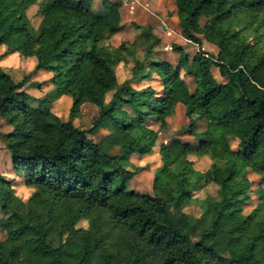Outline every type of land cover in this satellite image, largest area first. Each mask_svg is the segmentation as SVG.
Segmentation results:
<instances>
[{"label": "trees", "instance_id": "1", "mask_svg": "<svg viewBox=\"0 0 264 264\" xmlns=\"http://www.w3.org/2000/svg\"><path fill=\"white\" fill-rule=\"evenodd\" d=\"M31 3L0 0V46L36 60L19 83L0 69V119L10 128L0 140L14 172L38 190L34 203L47 198L52 212L45 223L60 227L61 242L28 249L42 237L43 224L37 216L24 223L10 214L14 190L0 175V211L10 214L0 219V227L7 241L24 242L19 263L0 242V264H264V202L243 214L253 186L247 169L264 179V51L258 52V44L250 45L244 34L257 33L264 24V0H175L181 35L198 50L189 58L173 45L176 65L153 60L154 36L147 28L149 63L136 62L122 84L115 69L125 61V44L113 53L100 46L121 30L122 0H101L99 10L93 0H42L35 31L25 13ZM199 36L217 48L215 56L201 49ZM212 68L224 83L216 81ZM38 72L51 74L52 90L33 107L22 89ZM154 74L160 91L131 87L153 81ZM183 77L192 78V91ZM63 95L71 98V118L86 103L97 108L89 129L75 128L51 112L49 105ZM177 105L185 108L186 135L213 161L205 174L223 195L221 203L198 202V218L183 210L202 183L188 158L195 150L191 142L173 138L159 145L167 175H154L152 195L128 188L135 172L125 163L133 155L153 153ZM199 121L206 127L196 134ZM101 129L107 134L99 142L89 138ZM115 148L119 152L112 154ZM83 215L90 225L81 251L72 254L63 237L75 231Z\"/></svg>", "mask_w": 264, "mask_h": 264}, {"label": "rangeland", "instance_id": "2", "mask_svg": "<svg viewBox=\"0 0 264 264\" xmlns=\"http://www.w3.org/2000/svg\"><path fill=\"white\" fill-rule=\"evenodd\" d=\"M40 1L41 0H37V4L34 7L31 6L30 8L27 7L26 9L28 22L33 31L37 29L41 20V16L38 14V5ZM129 1L130 0H122L124 4H122L120 8L122 26L121 30L109 40L100 44V46H103L111 53L114 52L120 43L125 44V51L123 53L125 61L120 63L115 69L117 84H122V82H124L127 77H130V72L135 67L136 62L149 63L148 59L152 58L153 60H161L169 62L172 65H176L179 55L172 51L171 47L173 45L181 46L189 58H191L196 53L198 50L197 45L189 43L181 35L174 0H164L163 9L153 14L149 21H146L147 19L143 17L140 12L138 13V11L136 12L133 10V8L129 7L132 6L133 3L127 4ZM100 2L101 0H93V9L99 10ZM160 5V1L157 2V6ZM146 8L154 11L159 10L156 8H149L148 6H146ZM149 10L146 11L149 12ZM204 22L205 20L201 19V26L204 24ZM147 28H150L151 33L154 36V39L151 40L153 43V49L149 58H146L145 56L147 43L143 39V35L145 34V30ZM257 30L258 32L255 33L252 29H250L245 31L244 34L246 36V41H248L250 45L258 44V52H261L264 51V24ZM199 38L201 40V49L207 54H212L215 56L217 54V48L214 45L206 42L202 36H199ZM35 64L36 62L33 57H21L17 50L8 52L6 45L0 46V69L11 77L13 83H19L25 76H28L32 72ZM211 72L218 83H224L226 81L224 78L219 76L217 68H212ZM181 74H183V71ZM50 76L51 74L49 73H36L31 75V77H29L27 80L25 86L31 85L30 87H32L31 89L33 94L39 95L37 96V99L33 100V102H38L40 99L44 98L50 90H52V87L48 85V79ZM152 78L154 80L148 82V85L146 83H139V85L133 82L131 83V87L135 90H140L149 86L157 91H160L159 78L155 74ZM183 78L192 91L194 88L192 78ZM31 81L34 82L30 83ZM36 83H41L40 88L34 87V84ZM24 93L29 99V95L26 92ZM111 94L112 93L107 94L106 101L110 99ZM71 102L72 101L69 96L63 95L58 100L49 105V108L51 112L58 116L62 121L70 122L75 128L89 129L92 126L93 119L97 116V108L94 105L88 103L84 104L81 106L80 112L71 118L68 115ZM29 104L33 107H36L35 104H32L31 99H29ZM128 112L136 115V110L128 109ZM187 123L188 121L186 117H184L183 125H181V121L178 119V117L173 116L170 119L168 129L159 133L157 146L151 155L143 158L133 155L129 158L128 162L125 163V166L128 170H134L135 172L132 180L128 184V188L130 190H134L142 194H153L152 186L154 175H167V172L163 168L159 145L162 143H167L173 138H179L182 140V135H185L187 132ZM205 127L206 123L199 121L198 127L195 129V133L203 132ZM174 128H177V130L173 131ZM101 130L98 133H100ZM9 131L10 128L5 125L2 119H0V133ZM178 132H180V134H178ZM89 138H94L92 139L93 141L98 140L94 137V135H89ZM191 143L195 145L194 154L188 157L192 162L191 169L192 171L199 173L202 183L199 189L193 193V198L186 203L183 210L186 214L194 218H198L202 212L198 202L207 200L211 204L221 203L223 200V195L221 193V188L212 180L210 176L205 174L206 170L211 166V164H213V161H211L207 156H202L200 154L201 150L199 148L198 142L195 143L193 138L191 139ZM231 146L232 149H237V142L235 139L232 140ZM110 152L112 154H117L119 149L115 148ZM215 164L218 167H223V162L215 161ZM246 172L247 178L249 181L253 182V186L250 189V201L243 205V214H248L253 208L261 205L264 202V179H261V175L255 173L250 168H248ZM0 175L3 176L4 179L11 182L12 188L14 190V198L10 205V214L16 215L24 223L28 222L29 217L35 218L37 216L40 219L39 224H43L42 237L40 240L30 244L28 249L34 250L42 244H47L51 247H57L61 242L59 240L60 227L53 223H45L46 218L52 212V208L47 207V198L42 197L37 201L38 203H34L36 202L34 197L38 190L36 188L26 186L22 175L18 176L15 172L13 173V170L11 169L10 153L5 149V145L1 140ZM190 175L191 174H189V176ZM10 214H5L0 211V219H6L10 216ZM89 225L90 217L83 215L77 222L75 231L68 238L65 239V237H63V241L66 243L65 248L67 251L72 254H77L81 251L84 241V233L88 230ZM224 228L227 229V227ZM0 242L2 243L3 252L11 254L13 261L19 263L24 251V242L22 240L7 241L6 233L1 227ZM68 264H73V262L70 261Z\"/></svg>", "mask_w": 264, "mask_h": 264}, {"label": "crops", "instance_id": "3", "mask_svg": "<svg viewBox=\"0 0 264 264\" xmlns=\"http://www.w3.org/2000/svg\"><path fill=\"white\" fill-rule=\"evenodd\" d=\"M42 1V0H41ZM40 1V2H41ZM131 1V2H130ZM129 1V3H127V4H130V3H132V6H129V7H131V8H133V10H135L136 12L138 11V13L140 12L141 14H142V16L143 17H145L147 20L146 21H149L150 19H151V16L153 15V14H155L156 12H159V11H161L162 9H163V7H164V0H130ZM160 1V3H161V5L160 6H157V2H159ZM136 2V3H135ZM174 2H175V0H174ZM153 3H154V5H153ZM37 4V0H35V3H33V0H32V3L28 6L29 8L31 7V6H35ZM122 4H124V2H122ZM146 6H148L149 8H156V9H159V10H156V11H154V10H149V9H147L146 8ZM146 8V9H145ZM174 8V7H173ZM149 10V12H147V11ZM174 11V10H173ZM26 13V17H27V19H28V15H27V11L25 12ZM40 16V15H39ZM22 57V56H21ZM35 62H36V60H35ZM38 73H45V72H38ZM128 79H130L131 78V72H130V77H127ZM126 78V80H128ZM32 82H34V81H31L30 83H32ZM29 83V84H30ZM141 83H146L147 85L149 84L148 82H141ZM140 83V84H141ZM139 84V85H140ZM31 85H27V86H25L24 88H23V91L24 92H26L28 95H29V99H31L32 100V104H35V105H37V101H35V102H33V100L34 99H37V96H39V95H36V94H33V92H32V87H30ZM36 89V88H35ZM47 93V92H46ZM63 98V97H62ZM63 99H65V98H63ZM87 104V103H86ZM173 116H176V117H178V119L181 121V125H183V119H184V117H185V108L182 106V105H177L176 106V108H175V113L171 116V117H169V118H167V124L169 125L170 124V119L173 117ZM167 129H168V126H167ZM177 130V128H174L173 129V131H176ZM161 133V132H160ZM202 133V132H201ZM201 133H196V134H201ZM107 134V131L105 130V129H102L101 130V132L100 133H97V134H95L94 135V137L95 138H97L98 140L97 141H95V142H98L101 138H103L105 135ZM92 139H94V138H92ZM181 139L183 140V141H185V142H191V139H192V137L191 136H189V135H182V137H181ZM212 161V160H211ZM11 162V161H10ZM11 169L13 170V167H12V165H11ZM13 173H14V170H13Z\"/></svg>", "mask_w": 264, "mask_h": 264}]
</instances>
